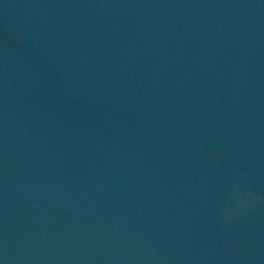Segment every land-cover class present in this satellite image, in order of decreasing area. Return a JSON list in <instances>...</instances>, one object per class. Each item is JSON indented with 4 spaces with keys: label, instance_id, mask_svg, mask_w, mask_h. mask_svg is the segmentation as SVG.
Returning a JSON list of instances; mask_svg holds the SVG:
<instances>
[{
    "label": "water",
    "instance_id": "95a60500",
    "mask_svg": "<svg viewBox=\"0 0 264 264\" xmlns=\"http://www.w3.org/2000/svg\"><path fill=\"white\" fill-rule=\"evenodd\" d=\"M0 264H264V0H0Z\"/></svg>",
    "mask_w": 264,
    "mask_h": 264
}]
</instances>
